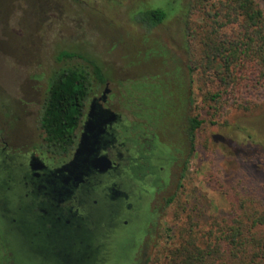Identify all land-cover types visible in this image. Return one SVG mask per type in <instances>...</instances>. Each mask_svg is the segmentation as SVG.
Here are the masks:
<instances>
[{"label":"rangeland","instance_id":"374dc122","mask_svg":"<svg viewBox=\"0 0 264 264\" xmlns=\"http://www.w3.org/2000/svg\"><path fill=\"white\" fill-rule=\"evenodd\" d=\"M168 1L0 0V160L5 154L26 157L39 144V118L54 70L88 65L80 57L57 60L63 49L95 59L109 78L106 106L120 115L117 142L153 136L170 149L181 148L179 155L172 153L177 160L168 181L149 201L154 219L132 252L134 264H146L157 248L174 245L176 229L189 216L206 226L212 217L230 218L239 199L264 203V157L238 154L224 139H229L239 119L249 126L248 118L238 106L212 116L206 93L219 85L211 57L204 61L210 44L200 41L202 12L192 14L191 41L186 40L179 16L154 26L133 19L146 7L167 9ZM255 1L264 14V1ZM104 87L89 76L85 107ZM143 97L157 99L158 106L146 105ZM162 98L167 103L164 109L158 100ZM250 98L264 104V86L244 91L242 99ZM196 115L203 122L191 139L187 120ZM39 205L35 196L16 199L12 205L14 227L24 233L25 247H48L46 264H78L83 251H72L66 239L86 237V230L58 226L53 213L43 219ZM38 230L41 233L34 236Z\"/></svg>","mask_w":264,"mask_h":264},{"label":"trees","instance_id":"16d2710c","mask_svg":"<svg viewBox=\"0 0 264 264\" xmlns=\"http://www.w3.org/2000/svg\"><path fill=\"white\" fill-rule=\"evenodd\" d=\"M168 3L171 5L167 9L162 6L146 7L133 19L142 26H154L166 18L179 16L183 20L186 40L191 41L195 39L192 14L195 10L202 12L205 18L200 25L203 31L200 41L210 44L204 61L205 57H211V67L217 74L219 85L218 90L206 93L211 102L212 116L226 114L233 106L241 108L250 125L245 126L243 120L239 119L234 122L235 131L228 134V140L224 139L235 146L238 154L263 158L264 104L251 98L242 99L244 91H254L264 86L262 9L255 0H171ZM177 11L179 13L174 14ZM189 56L192 58L193 54L190 52ZM72 57L83 58L88 65L54 70L48 81V93L39 118V127L46 143L51 150L59 153L69 152L75 143L74 132L83 115L90 73L99 82H105V76L95 59L65 49L58 52L56 59ZM200 63H203V59ZM89 66L92 67L90 71L87 69ZM202 66L204 69L210 67L206 62ZM202 122L198 115L188 118L186 129L191 139ZM2 213L0 210V230L11 227L7 219L1 216ZM174 235V245L157 248L146 264H264V203L250 197L239 199L231 210L230 218L215 216L206 226L192 221L189 216L178 226ZM120 237L117 254L109 260L110 264H129L128 257H132V253L130 256L127 253L129 239ZM2 251L0 248V255ZM27 262L35 264L34 260Z\"/></svg>","mask_w":264,"mask_h":264},{"label":"flooded vegetation","instance_id":"af4514ba","mask_svg":"<svg viewBox=\"0 0 264 264\" xmlns=\"http://www.w3.org/2000/svg\"><path fill=\"white\" fill-rule=\"evenodd\" d=\"M90 75L97 79L93 73ZM104 76L103 90L88 99L86 107L84 103L83 115L74 132L75 143L69 152L51 150L39 127V144L27 151L26 157L1 156L0 210L11 224L10 228L0 230V248L3 250L1 264H26L30 260H34L35 264H46L48 257V247H25L22 239L24 233L14 227L12 205L16 199L35 196L39 200L38 210L43 219L53 213L58 226L86 230V237L71 235L66 239L72 251H83L82 261H78V264H110L120 245V236L129 239L127 253L130 256L152 223L154 214L149 208V201L169 179L170 169L177 160L172 153L179 155L182 150L170 149L153 136L129 137L117 142L120 137L117 132L118 113L116 121L106 125L98 151L99 155L111 160L112 167L103 172L88 171L81 176V181L66 179L68 174L65 171H56L72 158L90 103L95 100L97 106L109 108L106 106L109 78ZM104 90L107 91L105 94ZM153 92H157V89ZM142 100L146 105L158 106L157 99L151 102L143 97ZM158 100L164 109L166 101L163 98ZM151 116L147 114V117ZM131 130L133 133L136 126ZM39 164L42 165L41 169L36 168ZM59 189L63 190V195H59ZM40 233L38 230L34 236ZM46 239L49 242V237L46 236ZM132 257H128L129 264H134Z\"/></svg>","mask_w":264,"mask_h":264},{"label":"water","instance_id":"95a60500","mask_svg":"<svg viewBox=\"0 0 264 264\" xmlns=\"http://www.w3.org/2000/svg\"><path fill=\"white\" fill-rule=\"evenodd\" d=\"M107 92L103 91V94ZM104 101L103 97H100ZM118 118V114L109 108L97 106L93 100L85 114L82 130L79 135L72 158L56 168L57 172H66V179L73 178L81 181V176L91 170L99 172L106 171L112 167L111 160L105 155H99L98 151L101 147V135L106 130V125L113 123ZM44 167V166H43ZM37 169H41L39 164ZM59 195H63V190L59 189Z\"/></svg>","mask_w":264,"mask_h":264}]
</instances>
